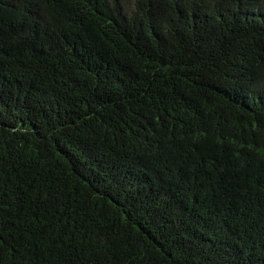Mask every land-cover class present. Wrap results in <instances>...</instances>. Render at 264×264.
I'll use <instances>...</instances> for the list:
<instances>
[{
    "label": "trees",
    "instance_id": "1",
    "mask_svg": "<svg viewBox=\"0 0 264 264\" xmlns=\"http://www.w3.org/2000/svg\"><path fill=\"white\" fill-rule=\"evenodd\" d=\"M0 264H264V0H0Z\"/></svg>",
    "mask_w": 264,
    "mask_h": 264
}]
</instances>
